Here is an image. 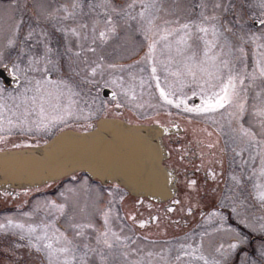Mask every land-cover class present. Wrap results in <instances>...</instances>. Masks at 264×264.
<instances>
[{
    "label": "flooded vegetation",
    "instance_id": "1",
    "mask_svg": "<svg viewBox=\"0 0 264 264\" xmlns=\"http://www.w3.org/2000/svg\"><path fill=\"white\" fill-rule=\"evenodd\" d=\"M125 1L0 0V151L42 144L63 129L90 131L105 120L161 124L165 131L160 141L167 151L162 163L176 176L173 195L155 199L133 194L117 180H102L82 172L86 177L83 180L91 181L84 191L92 198L94 212L89 219L81 218L80 224L74 221L70 227L69 222L62 221L57 225L66 231L69 228L72 235L74 230L84 233L89 229L86 252L96 247L98 250L97 260L88 254L87 264H96L95 261L106 264L104 257L113 256L112 250L116 251L113 264H195L186 254L191 241L200 243L203 252L198 259L203 256L209 264H239L245 253L253 254L263 264V257L254 252L264 239L260 231L264 204L258 198L256 187L264 184V177L260 175L264 168V144L260 143L264 141V117L250 114L249 85L245 82L239 85L237 80L245 105L239 117L235 114L237 110L228 106L207 113L185 112L181 106L176 110L163 108L152 115L141 114L138 110H143L144 105L137 108L136 104L127 103L122 90L149 87L160 96L152 79L153 67L157 69L162 88L169 90L170 87H166L162 78L175 81V86L183 90L178 99H184L189 107L202 105L203 93L196 68L200 60V54L197 58L201 34L197 11L201 0H143L142 3L137 0L134 8L145 9L152 15L143 22L120 18L135 13L134 8L127 7L132 2ZM241 1L221 0L217 4L219 9L230 11L232 17L234 6ZM245 4L249 6L248 0ZM258 8L262 11L259 2ZM169 10L178 15L180 12L181 17L172 25L166 18ZM108 16L112 18L111 25L106 23ZM259 19L253 18L255 26L259 25L255 24ZM186 23L194 25L187 35L181 27ZM112 27L115 31L109 30ZM30 31L32 37L25 39ZM100 31L106 33L103 40L99 38ZM177 32L186 55L179 72L155 62L163 54L164 46L158 45L163 43L162 37ZM137 36L144 41L139 43ZM9 40L13 41L11 46ZM225 44L230 55H239L243 48L241 71L248 75V41L241 40L238 45L227 40ZM149 45H154L151 52ZM45 46L51 49L47 55ZM143 62L146 65L139 67ZM229 70L239 69H222L221 77L226 79ZM219 74L211 83H220ZM191 86L195 89L187 92ZM251 116L259 121H253ZM242 129L251 132L255 139L244 135ZM209 144L213 147L209 148ZM75 181L79 180L71 182ZM192 181L196 183L193 185ZM38 188L0 187V213L26 207L27 202L31 203L32 194H40ZM20 196L27 202L19 199ZM18 203L22 205L18 207ZM169 208L173 210L168 211ZM141 221L144 227H140ZM88 224L92 227H74ZM106 231L111 236L115 233L119 240L115 236L108 238L112 247L105 255L101 233ZM240 235L249 237L250 243L231 250L229 245L238 243ZM70 256L72 263L73 253ZM39 262L46 264L43 258Z\"/></svg>",
    "mask_w": 264,
    "mask_h": 264
},
{
    "label": "rangeland",
    "instance_id": "2",
    "mask_svg": "<svg viewBox=\"0 0 264 264\" xmlns=\"http://www.w3.org/2000/svg\"><path fill=\"white\" fill-rule=\"evenodd\" d=\"M130 1L132 2V0ZM127 2L128 0L125 1V3ZM220 2L221 0H201L200 9L197 11V20L199 21V25L209 29L206 34L201 33L198 38L200 43L197 51V58H199L200 54V60L196 63L198 71L197 81H199L201 86L206 89V82H212L217 73H220L219 76H221V70L225 69L224 65L221 63L222 60L229 62V69L232 67L234 69H239L229 70V72L243 75L241 71V52L239 55H230L229 52H227L228 49L226 50L228 43L226 45L225 42L227 40H232L233 43L241 45V40L244 42L247 40L249 46L247 48V52L250 71L248 75L243 76L245 77L244 82L247 86L249 85L248 93L249 99L251 100L250 114L258 115L259 111L264 108V78H261L259 74V68L261 66L260 62L262 60L261 53H264V47H261V45H264V39L262 37L260 40L253 41L251 37H253V35L260 36L264 31L260 24L255 26L253 23V18H264V13L259 10L257 0H248L249 6H246V0H242L238 3L239 5L237 7L234 6V10H232L231 14L232 17H230V11L224 9L221 10L216 6L218 5L217 3ZM136 5H138V3H136ZM141 12L144 13L143 16L140 15ZM177 13L178 12L170 10L167 12L166 18L168 19L170 25L177 23V21L181 18L179 17L180 12L179 15ZM123 16L129 18V16H126L125 14L120 18ZM133 17H135L138 22H143L146 18H152V15L150 11L137 7ZM205 17L208 19H205ZM213 17H215V19H213ZM142 28L146 29V27ZM193 28L194 25L189 24V29L185 31L189 34ZM213 29H215V35H213ZM137 34H141L138 29ZM140 36H137V39ZM185 36L186 35H183V37ZM143 41V38H139V43ZM179 42L180 37L178 32L166 37L163 43L159 42L158 45H162V47L164 46V50L161 58H155V62L158 63V66L160 64L170 71H180L179 68L182 67V60L186 57V55L184 57V50L181 48V44ZM206 51L208 53L207 56H205ZM145 65V62H143V64L139 65V67ZM177 73L175 79L178 77ZM253 77H255V79H253ZM162 80L165 81L164 83L166 84V87L170 86L171 89L175 91V96L172 97L173 99H178V96L181 97L183 90L175 86V81H167L163 78ZM194 89L195 87L191 86L187 89V92H192ZM165 91L168 90L165 89ZM122 94L125 95L127 103H134L137 108H140L138 105H144L143 110H138L141 114L150 113L149 115H152L163 108L176 110L174 105L166 104L160 96H158L155 91L149 87L137 88L130 91L123 89ZM133 97H135V99H133ZM147 106H150L149 109L146 108ZM251 119L256 122L259 121L256 116H251ZM76 178L79 181L71 182ZM85 178L86 177L82 174V172H78L72 174V176L60 179L59 184H55V187H52V183L38 186L40 194H32L31 196L33 197L31 203H28L24 197H19V199L21 198V200H25L27 202L26 207L23 206L22 209L11 208L7 213H0V225H5L4 229H0V264H36V261L37 264H41L39 262L41 258H43L47 264V257L43 250L38 252L39 254L34 253L37 252L34 245L42 247L43 243L48 242L36 240L37 236H43L45 232H47L48 237H52L51 242L54 247L55 245L58 247H60V245L64 246L63 238L61 239V243L57 244L54 235L59 236L60 233H63L64 237L71 241V244H69L68 247L73 250L72 253L75 257L71 264H87L85 258L89 257L88 254L94 256L93 258L97 260L96 249L98 250V248L96 247L95 251L86 252V248L84 247V245L87 244L86 234H89V229L86 228V232H84L82 236H78L76 235L78 230H74L72 235L69 228L66 231V229H62L57 225V222L63 221L64 224L69 222L71 227V224L74 223V221L80 224L81 218H91V213L94 212L95 208L92 205V198L90 194L84 191L88 182L91 181L89 178L87 179L88 181H84L83 179ZM58 185L61 187L57 190ZM21 205L22 204L18 203L17 206L19 207ZM9 220L12 221L13 225H23V228L9 226ZM262 225H264V223ZM60 226H62V224H60ZM30 228L35 229V232L29 233ZM68 234L71 235V237H69ZM112 236L108 233V238L112 239ZM21 237H23V239H21ZM199 241H201L200 237ZM262 244H264V239H262L260 246ZM162 248L164 247H161L160 249ZM109 250L110 249L106 247L103 253L106 255ZM201 252H203V248L200 246L199 242L191 241L187 245V258L193 259L195 264H201V262L204 263V260L198 259V255H200ZM85 253H87V255H85ZM254 253L259 254L257 251ZM40 254L43 255V257L40 258ZM114 254H116V251L112 250V255L114 256ZM113 256H105L104 258L107 259L105 263L113 264ZM36 258H38V260ZM64 258L65 256L63 254H59L58 264H62ZM70 258L71 256L69 255L68 259ZM109 259L111 260L109 261ZM241 259L243 260H241L239 264H242L245 256ZM253 262H255V264H260L254 255L249 253L247 264H253ZM95 263L97 264V261H95ZM262 263L264 264V257L262 259ZM185 264L187 263L185 262Z\"/></svg>",
    "mask_w": 264,
    "mask_h": 264
},
{
    "label": "water",
    "instance_id": "3",
    "mask_svg": "<svg viewBox=\"0 0 264 264\" xmlns=\"http://www.w3.org/2000/svg\"><path fill=\"white\" fill-rule=\"evenodd\" d=\"M164 131L161 124L123 120H105L90 131L63 129L42 144L0 151V187H35L83 170L117 180L133 194L171 196L176 176L162 163Z\"/></svg>",
    "mask_w": 264,
    "mask_h": 264
},
{
    "label": "snow or ice",
    "instance_id": "4",
    "mask_svg": "<svg viewBox=\"0 0 264 264\" xmlns=\"http://www.w3.org/2000/svg\"><path fill=\"white\" fill-rule=\"evenodd\" d=\"M140 2L142 3L143 0H140ZM259 2V7L262 10V13H264V0H258ZM137 3V0H132V3L128 4V9H131L135 6V4ZM217 7H219V5H216ZM75 7V5H74ZM145 8H147V5H144ZM112 11H116L115 8L112 9ZM129 18L131 19H135V17L131 16L130 13H127ZM141 16L144 15L143 12L140 13ZM205 19H208L207 17H205ZM213 19H215V17H213ZM106 23L111 25L112 24V18L111 16H108L106 19ZM149 23L151 24V21H149ZM258 23L264 27V18L259 19ZM19 23L16 25L17 28H19ZM82 27H86V25H82ZM182 29L184 30H188L189 29V24H183ZM110 31H115V28L112 27L109 29ZM198 30L201 33H207L209 31V29L207 27H203V26H198ZM73 32L75 33V29H73ZM215 29H213V35H215ZM33 35V32L30 31L27 35V37H25V39H30ZM186 35H187V31H186ZM262 37H264V32L261 33L260 36H255L253 35V37H251L253 39V41L255 40H260ZM99 38L100 39H105L106 38V33L104 31H100L99 32ZM166 38V37H162ZM182 43H186V41H181ZM208 43V42H206ZM13 44L12 40H9V45L11 46ZM46 47V53L45 55H47V52H50L51 49ZM154 47V45H149V50L151 52L152 48ZM261 47H264V45H261ZM90 51H94V49H89ZM243 48L240 49V52L243 53ZM77 55H79V53H77ZM208 53L207 51L205 52V56H207ZM261 66L259 68V74L261 78H264V53H261ZM214 59V58H213ZM49 63H51V61H49ZM221 63L224 65L225 68H228L229 66V62L226 60H222ZM5 70H7V66H4ZM156 71L157 69L155 67H153L151 69L152 72V79L156 81V88L159 89V94H160V98L168 105H174L175 108L180 109L181 106H183V110L185 112H197V113H207V112H212V111H216L218 109H225L226 106L228 107H234L237 110L238 117L242 116L244 111H245V105L243 102V99L241 97V88L238 86L237 84V80L239 81V85H244V80L245 77L243 75H240L239 73H231L227 76L226 79H224L221 76H217V80L220 81V83L218 84H213L211 82H206L207 83V88L205 89L203 86H201V90L203 93V99H202V105H196L193 107H189L187 105V103L185 102L184 99H173L172 97L175 96V91L173 89H171V87H169L168 91H165L164 88L161 87L160 82H159V77L156 76ZM93 74H95L96 69L93 68L92 69ZM2 74V73H0ZM253 79H255V77H253ZM39 84V82H37ZM113 83H115V81H113ZM141 83L143 84V81H141ZM218 89V90H216ZM113 95H115V93H113ZM133 99H135V97H133ZM41 111L43 112V108H41ZM229 115H234V113H229ZM259 116L264 117V108H262L259 113ZM59 119H62V117H58ZM264 126V125H262ZM244 135L249 136L251 139H255V137L253 136V134L247 130H243ZM261 144H264V141L260 142ZM17 147H19V145H16ZM209 148L213 147L212 144L208 145ZM260 175L262 177H264V168L261 169L260 171ZM235 179V178H234ZM195 181H192L191 184H195ZM258 188V198L260 199V201L262 203H264V184H260L256 186ZM175 203H179L178 201ZM62 208V206H61ZM173 209L169 208L168 211H172ZM189 212H191V209L188 210ZM213 215H215V213H213ZM133 219H135V217H132ZM105 225H108V215L107 213L105 214ZM8 225L11 227H16V228H23V225H13L12 221L9 220L8 221ZM75 228H84V227H92V225H74ZM140 227H144V222L141 221L140 222ZM5 225H0V229H4ZM58 231V230H57ZM108 231H110V229H108ZM261 232H264V225L261 226L260 229ZM35 232V229H29V233H33ZM76 235L78 236H82L83 232L82 231H78L76 233ZM113 236L116 237L117 240H119V237L116 236L115 233H112ZM101 236L104 237L103 239V243L105 245V247L107 248H111L112 244L109 242L108 239V232H104L101 233ZM55 241L57 244L61 243V239L63 238V244L64 246L61 247H54L53 243L51 242L52 237H48L47 232H45V234L43 236H37L36 240L37 241H48L42 244V247L39 246H35L37 252L40 251H44L47 257V264H58L59 262V254H63L65 256L62 264H71V261L68 259V256L72 254L73 250L71 248H69L67 245L71 244V241L68 240L66 237H64L63 233H60L59 236H55ZM21 239H23V237H21ZM97 243H100V237H97ZM250 243L249 237L244 236V235H240L239 237V242L238 243H232L229 245V248L231 250H236L240 245H248ZM85 248H88V245L85 244L84 245ZM221 247H223V245H221ZM92 251H95V249H92ZM217 251H219V249H217ZM256 251L259 253V255L261 257H264V244H262L260 246V248L256 249ZM85 255H87V253H85ZM75 257L73 256V259ZM200 259L204 260V264H208V261L203 257H199ZM177 259H179V257H177ZM247 259H248V254L245 253V259L244 261H242V264H247ZM213 264H218V262H213ZM253 264H255V262H253Z\"/></svg>",
    "mask_w": 264,
    "mask_h": 264
}]
</instances>
